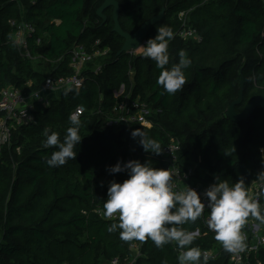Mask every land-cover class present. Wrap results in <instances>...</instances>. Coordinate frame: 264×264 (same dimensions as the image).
Here are the masks:
<instances>
[{
  "label": "trees",
  "instance_id": "1",
  "mask_svg": "<svg viewBox=\"0 0 264 264\" xmlns=\"http://www.w3.org/2000/svg\"><path fill=\"white\" fill-rule=\"evenodd\" d=\"M105 0H0V91L14 85L26 90L41 89L45 69L53 75L70 74L71 50L75 44L89 51L107 52L88 62L80 89L64 90L40 105L35 121L14 130L11 143L0 155V264H109L114 257H132L130 245L119 230L107 227L96 212L107 199L109 182H123L127 172L110 173V166L127 159L166 169L159 154L146 152L132 132L143 129L161 148L171 137L180 140V163L195 168L192 184L208 188L217 178L231 185L240 179L249 190L257 174L264 171V106L248 118L234 122L227 117L239 98L244 79L241 112L254 97L264 95V1L263 0H118L123 29L133 33L165 9L157 28L171 27L174 38L168 46L169 65L177 63L185 50L191 65L185 69V84L168 94L157 83L160 69L141 52L118 55L124 39L113 31V8L97 15ZM190 10L188 24L197 29L201 41L176 35L182 22L180 11ZM33 22L37 31L30 41L33 58H24L10 40L9 19ZM98 41V43H97ZM53 62V65L51 64ZM101 67L99 70L98 67ZM32 81L30 86L27 85ZM124 86L120 96L115 92ZM67 92V94H65ZM147 101L152 127L119 120L113 106L125 96ZM82 140L75 160L49 167L45 158L56 150L45 147V129L59 133L61 141L71 126L69 116L78 106ZM3 112L0 111V116ZM264 210V201H260ZM208 211L195 222L181 227L200 231L189 247L216 249L205 222ZM254 219L251 216L247 219ZM261 223L264 237V223ZM241 232H248L245 223ZM136 264H178L176 242L157 247L146 238ZM264 264V243L252 257ZM207 264H231L227 251Z\"/></svg>",
  "mask_w": 264,
  "mask_h": 264
},
{
  "label": "clouds",
  "instance_id": "2",
  "mask_svg": "<svg viewBox=\"0 0 264 264\" xmlns=\"http://www.w3.org/2000/svg\"><path fill=\"white\" fill-rule=\"evenodd\" d=\"M173 38V29L161 26L157 28L155 37L138 46L142 56L153 60L161 70L157 83L170 95L185 84V69L191 65L186 51L180 50L178 62L168 67V46ZM69 120L71 126L67 128L62 141L59 133L44 130L45 147L56 149L50 157L45 158L49 167H60L76 158L74 149L82 140L79 135L81 121L77 114L70 115ZM132 137H139V143L146 152L161 153L160 143L143 129L133 131ZM108 170L110 173L126 171L128 178L123 182H109L103 215L105 218L115 216L117 222L111 223L107 231L112 233L119 230L120 239L124 241L149 238L157 247L176 242L181 249L177 256L178 264H207L209 256L206 252L202 254L198 247H189L195 239L194 234L181 227L190 221L195 222L205 209L208 211L205 220L208 229L221 242L224 250L230 253L244 250L245 238L241 228L250 216L264 223V210L259 203V199L264 197V171L257 174L261 191L253 198L243 179L230 185L227 180L217 178L203 194H198L187 186L183 190H173L169 170L150 167L148 163L142 164L138 160L117 162Z\"/></svg>",
  "mask_w": 264,
  "mask_h": 264
},
{
  "label": "built area",
  "instance_id": "3",
  "mask_svg": "<svg viewBox=\"0 0 264 264\" xmlns=\"http://www.w3.org/2000/svg\"><path fill=\"white\" fill-rule=\"evenodd\" d=\"M264 1V0H263ZM190 10L180 11L178 17L182 22L181 28L176 32L178 37L183 39L192 38L197 41H201L202 37L196 28L188 24V13ZM9 24L13 26V35L10 40L18 47L21 55L24 58H33L30 41L35 36L37 31L36 25L27 20L19 21L18 19L10 18ZM98 43V41H97ZM107 52V49H97L93 52L89 51L82 44H75L71 50V58L69 66L72 70L70 74L53 75L49 73L46 77L45 83L41 89L38 90H26L22 87L14 85L8 86L1 89L0 91V111L3 115L0 116V155L2 154L3 147L6 144L11 143L12 135L15 129L21 125H27L35 121V113L38 111L40 105L48 106L50 99L57 93L61 94L62 91L69 88L80 89L84 82V70L89 61L103 55ZM101 67L99 66L97 70ZM32 84V81L27 83L28 86ZM124 88V86H123ZM124 89L116 91L115 95L119 92L120 96ZM86 110L84 105H78L70 115L77 114L79 117ZM118 115L116 119H110L109 124L116 123L119 120L125 122H140L144 126L152 127V121L148 118V114L151 112L150 105L147 101L140 98H131L130 95L124 97L115 103L112 110ZM180 140L171 137L168 144H166L160 153V155L167 162L166 170H169L171 175V184L173 190H183L185 186L190 187L203 194L207 188H201L199 184H192L191 179L195 175V168L192 166L183 167L180 163ZM131 161L127 159L126 163ZM261 191V185L257 180L253 181L248 190L249 195L256 198V194ZM203 199V197H202ZM264 201V197L259 199ZM96 212L100 217L106 220H116V217L105 218L103 215V207H98ZM194 235H200V231L196 230L192 232ZM244 236V250L235 253L227 252L229 255V262L231 264H261L258 260L253 259V255L258 252L261 244L264 243V237L248 232H241ZM144 241L136 240L130 245V251L132 257L122 259L120 257H114L110 260L109 264H136L137 259L142 256V246ZM203 253H207L209 256L208 260L214 259L225 251L222 244L216 249H200ZM181 249L178 248L180 253ZM65 264V263H63Z\"/></svg>",
  "mask_w": 264,
  "mask_h": 264
},
{
  "label": "water",
  "instance_id": "4",
  "mask_svg": "<svg viewBox=\"0 0 264 264\" xmlns=\"http://www.w3.org/2000/svg\"><path fill=\"white\" fill-rule=\"evenodd\" d=\"M112 7L113 13L112 18L114 22L113 31L116 32L120 37L124 39V43L118 52V55H121L124 52H134L140 49L139 45H143L146 42V39L149 35L151 29L161 22L165 16V9H162L157 15L151 17L150 19L143 22L138 29L133 32H127L123 29L120 22V11L121 6L120 2L116 0H105L102 5L97 9V15L103 19V22L107 20V15L105 11ZM243 86L244 79L241 80V91L239 98L234 101L227 112V117L234 122H240L249 117V115L259 106H264V95H259L251 99L244 107L241 112H237L235 106L241 104L243 101Z\"/></svg>",
  "mask_w": 264,
  "mask_h": 264
},
{
  "label": "rangeland",
  "instance_id": "5",
  "mask_svg": "<svg viewBox=\"0 0 264 264\" xmlns=\"http://www.w3.org/2000/svg\"><path fill=\"white\" fill-rule=\"evenodd\" d=\"M136 53H140V49H138L137 51H134ZM53 65V62L51 63ZM51 68L49 67L48 69H45L44 71L46 72V75L49 74ZM60 94L57 93L55 96H59ZM119 95V92L116 94ZM248 230H252V233H255L257 235L262 234V226L261 223H259L256 219H250L246 221Z\"/></svg>",
  "mask_w": 264,
  "mask_h": 264
},
{
  "label": "crops",
  "instance_id": "6",
  "mask_svg": "<svg viewBox=\"0 0 264 264\" xmlns=\"http://www.w3.org/2000/svg\"><path fill=\"white\" fill-rule=\"evenodd\" d=\"M124 88H123V86L121 87V89L119 90V91H121V90H123Z\"/></svg>",
  "mask_w": 264,
  "mask_h": 264
}]
</instances>
